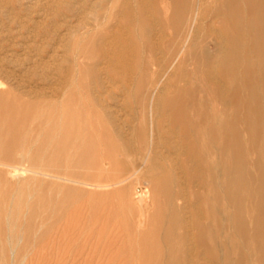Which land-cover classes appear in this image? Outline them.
Wrapping results in <instances>:
<instances>
[{"label":"bare ground","instance_id":"1","mask_svg":"<svg viewBox=\"0 0 264 264\" xmlns=\"http://www.w3.org/2000/svg\"><path fill=\"white\" fill-rule=\"evenodd\" d=\"M27 3L0 264H264V0Z\"/></svg>","mask_w":264,"mask_h":264},{"label":"rangeland","instance_id":"2","mask_svg":"<svg viewBox=\"0 0 264 264\" xmlns=\"http://www.w3.org/2000/svg\"><path fill=\"white\" fill-rule=\"evenodd\" d=\"M2 1H6V4L4 2V4H1L0 6V31L2 30L1 34H0V59H4V61L2 62V66L3 68L1 67L0 68V79L1 80H6L8 77L7 75H10V76H16L17 79H23L25 78L24 80L26 79H29V72H26L27 70H24V68L22 69H12V65L16 62H20V60H22L23 58H25L26 56L24 55L25 53L22 51V46H21V43H24L26 41H28L30 39V37H27V34L29 33V31H32V32H35V27H34V23L32 21H29L26 17L24 16H27L28 11L29 10H32L33 8L31 7H28L27 8V0H2ZM29 1V0H28ZM44 1V0H42ZM23 2V4H22ZM73 2V1H71ZM75 2V1H74ZM82 1H77L76 3H81ZM5 5V6H4ZM84 5V10H89L91 5L90 3H84L82 4ZM13 7V8H12ZM2 8V9H1ZM4 8V9H3ZM6 8V9H5ZM12 8V9H11ZM31 8V9H30ZM10 9V10H9ZM14 11L13 13H9V11ZM35 10V9H33ZM32 10V11H33ZM31 11V12H32ZM5 12V13H4ZM7 13V14H6ZM9 13V14H8ZM13 14V15H12ZM11 15V17L9 16ZM15 15V16H14ZM19 15V16H17ZM23 15V16H21ZM13 16V18H12ZM17 16V18H16ZM20 17V18H19ZM38 15H33V18H37ZM25 18V21L27 22V26L30 22V25L27 27H20L18 26L19 24V20ZM62 18V17H61ZM58 19L59 21V24L60 22L63 20ZM14 19V20H13ZM39 19V18H37ZM11 20V21H9ZM13 21V22H12ZM63 22V21H62ZM7 23V24H6ZM18 23V24H17ZM33 23V24H32ZM62 24V23H61ZM60 24V25H61ZM58 25V26H60ZM8 26V27H7ZM19 28H18V27ZM31 27V28H30ZM67 26L64 25V26H61L60 27V31L61 32H64L65 31V28ZM13 28V30H12ZM16 28V30H14ZM21 28V29H20ZM8 29V31H7ZM34 29V30H33ZM4 31V32H3ZM20 31V33H18ZM8 32V33H7ZM11 32V33H10ZM23 33V34H22ZM9 34V35H8ZM12 36H11V35ZM19 34V35H18ZM34 34V33H32ZM18 35V36H17ZM15 37V38H14ZM20 41V42H19ZM38 42H42L44 44V46H47V42L45 41H42L40 39L37 40ZM18 43V44H17ZM13 44V45H12ZM46 44V45H45ZM10 45H12V47H10ZM16 45V46H15ZM50 45L47 46L48 48V51H50ZM11 48V49H10ZM4 49V50H3ZM6 50V51H5ZM14 50V51H13ZM17 52H16V51ZM13 51V52H11ZM22 51V52H21ZM8 53V54H7ZM10 53V54H9ZM22 53V54H21ZM24 53V54H23ZM24 55V56H23ZM22 57V59H21ZM17 58H20L17 59ZM6 60V61H5ZM12 60V61H11ZM7 62V63H6ZM4 63V64H3ZM11 63V64H10ZM6 64V65H5ZM9 64V65H8ZM9 66V67H8ZM18 70V71H17ZM23 70V71H22ZM29 74V75H28ZM12 76V77H13ZM35 85L34 82H31V85ZM50 264H63V259H53L51 261H49Z\"/></svg>","mask_w":264,"mask_h":264}]
</instances>
